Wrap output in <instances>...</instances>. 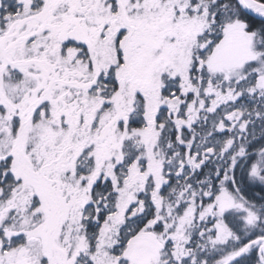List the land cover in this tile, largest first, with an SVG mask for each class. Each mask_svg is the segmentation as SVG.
<instances>
[{
	"label": "snow or ice",
	"instance_id": "snow-or-ice-1",
	"mask_svg": "<svg viewBox=\"0 0 264 264\" xmlns=\"http://www.w3.org/2000/svg\"><path fill=\"white\" fill-rule=\"evenodd\" d=\"M0 264H264V0H0Z\"/></svg>",
	"mask_w": 264,
	"mask_h": 264
}]
</instances>
